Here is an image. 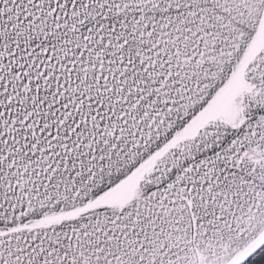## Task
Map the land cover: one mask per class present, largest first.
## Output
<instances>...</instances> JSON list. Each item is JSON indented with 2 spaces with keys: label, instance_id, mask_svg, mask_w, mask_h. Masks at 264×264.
<instances>
[{
  "label": "snow or ice",
  "instance_id": "snow-or-ice-1",
  "mask_svg": "<svg viewBox=\"0 0 264 264\" xmlns=\"http://www.w3.org/2000/svg\"><path fill=\"white\" fill-rule=\"evenodd\" d=\"M0 264H264V0H0Z\"/></svg>",
  "mask_w": 264,
  "mask_h": 264
}]
</instances>
